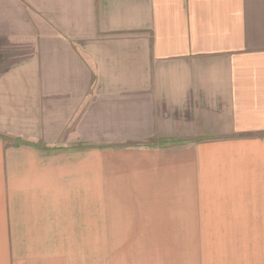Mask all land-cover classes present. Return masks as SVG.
<instances>
[{
    "label": "crops",
    "instance_id": "1",
    "mask_svg": "<svg viewBox=\"0 0 264 264\" xmlns=\"http://www.w3.org/2000/svg\"><path fill=\"white\" fill-rule=\"evenodd\" d=\"M14 43L52 66L14 68ZM126 95L176 141L171 197L163 188L152 210L200 212L181 235L245 237L229 264H264V0H0V264H62L53 237L92 222L91 198L69 183L62 195V158L90 179L92 149L61 141L87 124L91 139Z\"/></svg>",
    "mask_w": 264,
    "mask_h": 264
},
{
    "label": "rangeland",
    "instance_id": "2",
    "mask_svg": "<svg viewBox=\"0 0 264 264\" xmlns=\"http://www.w3.org/2000/svg\"><path fill=\"white\" fill-rule=\"evenodd\" d=\"M32 47L29 43H14V68L35 67L37 62L52 66V60H28ZM45 78L44 83H52V76ZM22 95L24 92L14 89V110L20 109ZM123 99L108 100L110 105L123 103L125 106L109 107L110 114H114L105 118L109 122L91 125V139L87 124L83 125L87 128L84 131L87 138L61 141L92 149L90 179L88 172L84 178L76 157L62 158L64 164H70L67 169L61 168L62 195L66 189L64 185L69 183L74 198L92 200V222L87 229L76 230L75 235L53 237L55 243L60 244L62 264H229L231 253L226 250L230 248L227 244L237 239L243 241L245 237L181 235L185 228L197 231L200 226L190 215L198 216L200 212L184 210L180 213L170 205V200L164 204L162 201L158 210H152L163 188L171 197L164 187L169 183L164 174L176 155L169 154L166 149L176 141L162 137L163 125L148 122V108L142 109L139 115L134 111L132 97L126 95ZM97 110L100 108L94 106L93 119H101ZM101 133L107 137L100 138ZM88 158L89 154L87 162ZM104 165L106 167L102 168ZM189 190L186 200L191 208L194 196L191 197L193 192ZM176 214L190 218L179 220L176 226L171 220ZM168 232L177 235H166Z\"/></svg>",
    "mask_w": 264,
    "mask_h": 264
}]
</instances>
